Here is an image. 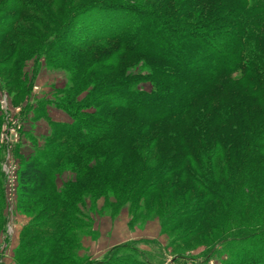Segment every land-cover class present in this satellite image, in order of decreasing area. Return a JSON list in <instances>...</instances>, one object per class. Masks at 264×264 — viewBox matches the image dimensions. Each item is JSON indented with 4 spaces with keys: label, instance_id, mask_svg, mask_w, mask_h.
I'll return each instance as SVG.
<instances>
[{
    "label": "trees",
    "instance_id": "trees-1",
    "mask_svg": "<svg viewBox=\"0 0 264 264\" xmlns=\"http://www.w3.org/2000/svg\"><path fill=\"white\" fill-rule=\"evenodd\" d=\"M182 1L169 14L137 1L83 2L73 9L68 5L71 9L55 18L43 0H1L0 45L11 33L22 36L19 23L53 27L49 38L41 41V49L50 55L52 68L66 72L70 80L55 91L64 105L70 100L81 105L69 107L78 125L49 121L69 140L81 143L90 139L100 152L111 153L106 159L109 166L120 167L136 156L140 160L158 138L172 146L159 177L151 173L154 168L135 174L116 170L109 176L110 181L126 180L120 193L134 208L131 218L141 216L135 211L143 203L155 209L152 211H163L161 220L166 223L176 218L173 228H177L187 218L196 219L204 209L211 216V234L219 237L216 242L212 239L214 245H241L240 264H264V0H211L210 14H195L204 0ZM21 55L18 50L12 52L7 66L12 73ZM142 84L150 85V90L140 89ZM184 120L186 129L178 133L176 127L181 128ZM191 135L197 137V143L190 140ZM163 170L166 177L160 175ZM155 174L148 185L153 192H139V186ZM219 177L230 183L220 185ZM170 178L176 181L171 192L186 180L205 192L196 203L198 208L187 205L186 198L173 205V195L163 197L160 184ZM133 180L135 184L129 188L127 181ZM17 182L18 207L32 213L37 205L34 195L45 187L46 174L36 164L26 163ZM118 193L112 191L115 197ZM55 195V203L43 204L34 218L49 213V219L25 228L32 236L21 242L15 264H27L54 253L55 245L67 244L62 235L50 248L47 240L31 248L37 240L35 230L44 232L61 222L67 225L65 219L78 223L84 217L77 207L69 209L73 199L79 205L77 197ZM5 225L0 216V231ZM205 227L200 228L199 223L195 232L211 240L202 234ZM195 238L192 234L187 239ZM59 248L60 256H68L70 250ZM118 250L109 253L108 264L127 260L112 254ZM104 263L75 260V264Z\"/></svg>",
    "mask_w": 264,
    "mask_h": 264
},
{
    "label": "rangeland",
    "instance_id": "rangeland-1",
    "mask_svg": "<svg viewBox=\"0 0 264 264\" xmlns=\"http://www.w3.org/2000/svg\"><path fill=\"white\" fill-rule=\"evenodd\" d=\"M96 1L109 0H60L56 3L51 0H43V3H47L50 16L56 18L66 14L68 5L73 9L83 2ZM127 1L144 3L149 7L165 11L167 14L172 12L178 3H183L182 0ZM200 4L195 14L211 13V6H213L211 0H204ZM17 28L23 33L22 36L18 37L15 32L11 33L5 38L3 45H0V216L6 222L5 227L3 226L0 231V264H15V253L21 242L32 236L30 233H25V228L37 226L40 222L49 219L50 214L45 213L40 219L34 220L36 213L44 206L43 204L55 203L57 199L55 194L59 192L67 197H77L79 205L73 199L69 209L77 207L85 218L78 219V223H74L75 221L72 219L73 222L65 219L63 221L67 225L61 222L53 229L49 228L44 232L35 230L34 236L37 240L31 248L45 244L46 240L48 241L47 248H50L62 235H67V237L62 236V241H66L67 244H57L56 248L54 247V253L39 259H32L27 264H45V262L47 264H75L76 257L91 263L105 262L104 264H108L109 253L116 249L119 250L112 252L114 256L121 259L127 258L125 262H119L120 264L242 263L241 245H228L227 247L222 244H213V240L216 239V242L219 237H214L211 234L209 230L211 216L206 214L200 205L201 214L196 219H194L195 217L187 218L185 223L177 228H173L176 218L166 223L161 220L163 211H152L155 209L149 205L144 207L143 203L135 211L141 216L131 218L134 208L125 201V197L122 198L123 192L120 193L122 190L120 188L123 187L126 180L119 177L118 180L114 178L110 181L108 180L109 176L113 177L116 170H120L121 173L124 171V173L135 174L141 170H153V168L155 171L151 173H156L158 176L160 168L165 165L172 152V146L163 138H158L156 146H153L152 149L149 148L148 154L144 151L140 160L136 156V158L131 157L125 161L120 167L113 166L114 164L109 166L106 159L111 153L100 152L98 144L93 146L91 142V145L90 139H86L88 142H74L69 140L67 135L63 136L55 130L49 120L52 122L61 121L72 126L78 125L79 122L71 117V115L76 116L75 112L69 107L77 108L81 104H79L80 101L75 103L70 100L68 105L67 102L65 103L67 107L62 103V97L55 91L67 83L70 84V80L66 72L52 68L49 61L50 55H47V50L41 49L42 42L49 38L53 27L49 24L40 26L19 23ZM15 50L22 54V58L15 61L14 64L17 68L12 73V69L10 70L7 66L8 60ZM139 88L150 90V85L142 84L139 85ZM84 93L85 91H83ZM89 110L87 108L88 112ZM181 123H183L181 124L183 126L180 125L181 128L177 129L176 127L178 133L186 129L185 120ZM172 126L170 125L169 129H172ZM80 127L86 130L82 124ZM189 138L195 143L198 142L195 135H191ZM72 147L77 148L71 150ZM26 163L36 164L46 174L45 187L42 192L34 195L37 205L32 213L24 212L18 207L20 192L17 174ZM140 163H143V166ZM165 171H161L160 175L166 177ZM156 174L148 178L149 181L143 183L142 187L139 186V192L142 189H146L145 193L153 192L152 187H148V185L154 182ZM229 181L225 178L217 180L220 185L228 184ZM127 182L129 188L135 184L134 180ZM175 182V179L170 178L169 181L167 179L161 183L160 189L165 193L159 192L158 198L161 193L165 199L171 194L175 197L173 205L186 198L187 205L198 208L196 203L205 197V192L199 191L195 183L189 180L177 185V189L171 192L170 189ZM188 188L191 189V192L187 190ZM115 190L120 193L116 197L112 194V191ZM135 197H138V194ZM151 198L148 204L152 202ZM215 208L222 211V207ZM176 210V208L172 209V211ZM189 210L192 211V209ZM230 211L227 212L230 213ZM187 213L189 212L187 211ZM52 219L58 220V218ZM55 223L56 221H54ZM199 223L200 228L206 226L205 229H202V234L207 235L208 238L211 237V240L210 238L206 240L202 238L201 234L195 232L199 228ZM189 224L191 228H186V225ZM249 224L247 223V225ZM21 234H24V239L21 238ZM192 234L196 235V238L187 239ZM182 238H184L183 241ZM61 245L63 250H70L68 256L67 254L60 256L59 247ZM124 246L127 248L123 249Z\"/></svg>",
    "mask_w": 264,
    "mask_h": 264
},
{
    "label": "crops",
    "instance_id": "crops-1",
    "mask_svg": "<svg viewBox=\"0 0 264 264\" xmlns=\"http://www.w3.org/2000/svg\"><path fill=\"white\" fill-rule=\"evenodd\" d=\"M14 248V247H13ZM13 248H11V249H13Z\"/></svg>",
    "mask_w": 264,
    "mask_h": 264
}]
</instances>
